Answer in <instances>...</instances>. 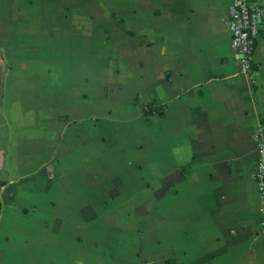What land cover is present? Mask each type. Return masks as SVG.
Wrapping results in <instances>:
<instances>
[{
  "label": "crops",
  "instance_id": "0c3cea01",
  "mask_svg": "<svg viewBox=\"0 0 264 264\" xmlns=\"http://www.w3.org/2000/svg\"><path fill=\"white\" fill-rule=\"evenodd\" d=\"M251 1L0 0V264H264Z\"/></svg>",
  "mask_w": 264,
  "mask_h": 264
},
{
  "label": "built area",
  "instance_id": "2783aa9c",
  "mask_svg": "<svg viewBox=\"0 0 264 264\" xmlns=\"http://www.w3.org/2000/svg\"><path fill=\"white\" fill-rule=\"evenodd\" d=\"M230 47L234 54L237 72L243 78L250 79L254 74L253 54L256 40L260 34L262 11L251 0H232L231 12L228 16ZM253 141L257 150L255 180L261 200V213L264 228V127L259 125L253 133Z\"/></svg>",
  "mask_w": 264,
  "mask_h": 264
},
{
  "label": "trees",
  "instance_id": "16d2710c",
  "mask_svg": "<svg viewBox=\"0 0 264 264\" xmlns=\"http://www.w3.org/2000/svg\"><path fill=\"white\" fill-rule=\"evenodd\" d=\"M253 83V80H251ZM144 117H145V123L146 125H150V117L153 116L154 114H157L160 118L163 117V110L161 107L155 105V104H149L144 106Z\"/></svg>",
  "mask_w": 264,
  "mask_h": 264
},
{
  "label": "rangeland",
  "instance_id": "374dc122",
  "mask_svg": "<svg viewBox=\"0 0 264 264\" xmlns=\"http://www.w3.org/2000/svg\"><path fill=\"white\" fill-rule=\"evenodd\" d=\"M158 151L160 152V145L158 146Z\"/></svg>",
  "mask_w": 264,
  "mask_h": 264
}]
</instances>
